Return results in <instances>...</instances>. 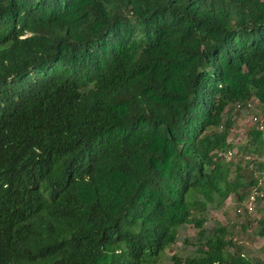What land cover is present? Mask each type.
Here are the masks:
<instances>
[{
  "label": "trees",
  "instance_id": "16d2710c",
  "mask_svg": "<svg viewBox=\"0 0 264 264\" xmlns=\"http://www.w3.org/2000/svg\"><path fill=\"white\" fill-rule=\"evenodd\" d=\"M253 99L264 0H0V264H160L182 225L195 253L170 264H264L207 226L264 170L228 158Z\"/></svg>",
  "mask_w": 264,
  "mask_h": 264
},
{
  "label": "rangeland",
  "instance_id": "374dc122",
  "mask_svg": "<svg viewBox=\"0 0 264 264\" xmlns=\"http://www.w3.org/2000/svg\"><path fill=\"white\" fill-rule=\"evenodd\" d=\"M259 115L260 111L255 99H253V102L251 103L250 108L248 107L247 111H240L234 114V125L230 131L229 140L235 144V149H233L231 154H228V158H231L233 152H236L237 150L240 152L238 157L244 155L246 160L257 159L259 161H264V147L263 154L258 157L255 155L249 156L245 153L248 139L246 131L249 126L257 125L258 120L262 122L264 116H261L262 114L260 116ZM250 167L252 168V164ZM263 171L260 170L261 175L258 171H254L253 174L254 178L259 177V182L251 188L253 190L257 189L258 191H261L262 195L259 196V200L257 198L255 207L251 210V212L237 213L236 210L240 206L237 200V194H230L228 198L224 200V203L220 208L210 212V220L207 222L208 227L214 226L216 222L228 225L233 233L234 241L242 247L244 254L261 260H264V239L257 236L258 228H255V226L257 219L264 217V186L262 182ZM250 172L251 171H249V169L244 171V177L247 182L250 181L252 177ZM242 221L246 224L245 229H241ZM233 225L235 227H233ZM174 233L177 236V239L173 245L166 250V254L161 259L160 264H170L168 258L174 253L181 257H186L195 253L196 228L192 225H182L176 228ZM227 249L232 250V247H228Z\"/></svg>",
  "mask_w": 264,
  "mask_h": 264
},
{
  "label": "built area",
  "instance_id": "2783aa9c",
  "mask_svg": "<svg viewBox=\"0 0 264 264\" xmlns=\"http://www.w3.org/2000/svg\"><path fill=\"white\" fill-rule=\"evenodd\" d=\"M262 176H263V186H264V171L262 172ZM264 188V187H263ZM262 195L261 191H258L257 189L252 190V192L250 193V195L248 196V198L243 202V207L248 211L251 212V210L254 209L255 207V201L257 196Z\"/></svg>",
  "mask_w": 264,
  "mask_h": 264
}]
</instances>
